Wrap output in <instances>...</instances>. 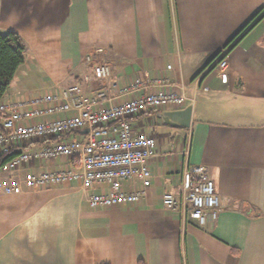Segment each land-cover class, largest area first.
I'll use <instances>...</instances> for the list:
<instances>
[{
  "label": "crops",
  "instance_id": "0c3cea01",
  "mask_svg": "<svg viewBox=\"0 0 264 264\" xmlns=\"http://www.w3.org/2000/svg\"><path fill=\"white\" fill-rule=\"evenodd\" d=\"M260 9L264 0H0V33H15L26 46L0 102L75 84L92 97L107 83L96 81L87 55L110 68L118 88L160 77L188 99L130 120L133 130L155 139L158 153L148 165L146 196L136 204L90 209L89 196L108 190L100 184L0 195V264H264V16L225 48ZM223 53L228 68L221 74L212 61ZM108 94L116 96V89ZM188 105L189 128L156 117ZM187 143L188 163L207 169L220 200L218 219L204 226L161 200L182 195ZM75 165L34 161L7 173L0 168V175ZM138 185L122 187L131 192Z\"/></svg>",
  "mask_w": 264,
  "mask_h": 264
},
{
  "label": "built area",
  "instance_id": "2783aa9c",
  "mask_svg": "<svg viewBox=\"0 0 264 264\" xmlns=\"http://www.w3.org/2000/svg\"><path fill=\"white\" fill-rule=\"evenodd\" d=\"M95 53L101 54L102 50ZM85 60L92 63L96 81L107 83L105 89L96 91L90 98L75 84L56 92L0 102V157L9 158L2 172L34 161L63 159L76 163L55 172H28L22 177L0 175V195H18L73 183L87 189L94 184L107 186L106 192L89 196L87 203L92 210L136 204L146 196L152 178L148 165L158 156L157 145L153 137L133 130L130 120L147 112L183 107L188 99L182 89L177 91L168 79L160 77L145 75L118 88L107 65L95 62L92 55H87ZM214 68L221 74L226 72L228 62L224 53ZM112 88L117 93L113 97L108 94ZM201 90L208 91L206 87ZM119 99L124 101L115 102ZM85 130L88 133L81 139H67ZM32 143L41 146L34 151H17ZM183 155L182 195L163 194L162 204L200 226L215 222L220 200L207 169L188 163V143ZM133 181L139 183L138 188L131 192L123 190L124 183Z\"/></svg>",
  "mask_w": 264,
  "mask_h": 264
},
{
  "label": "trees",
  "instance_id": "16d2710c",
  "mask_svg": "<svg viewBox=\"0 0 264 264\" xmlns=\"http://www.w3.org/2000/svg\"><path fill=\"white\" fill-rule=\"evenodd\" d=\"M264 16V9H260L244 27L227 43L225 48L232 49L237 41ZM26 46L15 33H0V101L5 95L18 68L24 63ZM219 55L215 57L217 59ZM215 59L212 61L214 62ZM147 112L143 114H152ZM142 114V115H143ZM9 158L0 162V168L7 163Z\"/></svg>",
  "mask_w": 264,
  "mask_h": 264
},
{
  "label": "water",
  "instance_id": "95a60500",
  "mask_svg": "<svg viewBox=\"0 0 264 264\" xmlns=\"http://www.w3.org/2000/svg\"><path fill=\"white\" fill-rule=\"evenodd\" d=\"M192 105H188L183 109L175 111H162L157 113L156 117L164 125L175 128H189L191 123ZM84 133H88L87 130Z\"/></svg>",
  "mask_w": 264,
  "mask_h": 264
}]
</instances>
